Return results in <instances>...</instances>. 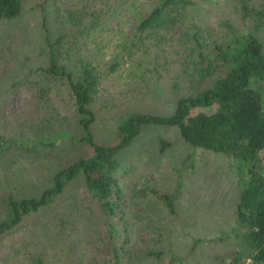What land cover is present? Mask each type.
Returning a JSON list of instances; mask_svg holds the SVG:
<instances>
[{
	"label": "rangeland",
	"instance_id": "obj_1",
	"mask_svg": "<svg viewBox=\"0 0 264 264\" xmlns=\"http://www.w3.org/2000/svg\"><path fill=\"white\" fill-rule=\"evenodd\" d=\"M160 1L23 0L22 15L0 24V222L10 214L9 198L41 197L58 172L94 153L76 140L83 133L67 82L41 72L49 64L47 26L51 41L78 38L82 51L74 60L96 67L91 132L100 146L118 143L127 116L172 115L181 97L205 91L220 75L185 76L176 54L185 25L165 33L171 40L164 51L150 46L129 54L120 47ZM195 1L208 42L222 43L232 31L253 34L264 51V0ZM91 25L93 33L78 36ZM117 162L123 190L117 217L105 214L82 178L74 180L52 207L0 237V264H33L34 257L44 264H220L237 250L243 185L236 159L190 145L178 128L150 126ZM161 196L174 199L175 215Z\"/></svg>",
	"mask_w": 264,
	"mask_h": 264
},
{
	"label": "trees",
	"instance_id": "obj_2",
	"mask_svg": "<svg viewBox=\"0 0 264 264\" xmlns=\"http://www.w3.org/2000/svg\"><path fill=\"white\" fill-rule=\"evenodd\" d=\"M198 9L195 0H161L149 16L140 20L133 38L120 47L129 54L139 49L148 50L150 46L164 51L165 44L171 40L165 33L178 25H185L189 29L182 39L183 48L176 52L183 58L185 76L205 77L214 72L220 75L205 91L181 97L172 115L127 116L118 128V143L109 147L98 145L91 132L95 121L91 104L99 85L96 67L81 56L74 60L73 53L82 51L81 46L76 47L78 38L67 41L65 36H59L51 41L47 26L49 64L41 72L46 77L67 82L83 133L76 140L90 146L94 153L58 172L53 185L41 197L24 200L9 198L7 205L10 217L0 222V237L20 227L28 217L52 207L66 186L79 178L84 180L87 190L99 200L105 214L117 217L120 204L123 203V190L117 177L120 166L118 154L130 146L147 127H175L190 145L225 154L241 164L239 176L243 188L237 210L240 242L237 243V250L221 257L220 264H264L263 44L253 34L239 35L233 31L228 34L229 37L225 35L222 43L208 42L206 29L197 20L200 16ZM23 11V0H0V24L17 19ZM260 15L264 19V12ZM224 26L230 28L228 23H224ZM94 30L96 26L91 25L79 29L77 34L84 37L87 31L93 33ZM73 63L76 72H73ZM119 67V63L110 66L113 71ZM10 144L22 145L21 141ZM163 144L166 145L165 151L167 144ZM3 145L7 147L6 142ZM161 198L169 213L175 215L174 199L170 196ZM32 261L33 264H44L40 257H34Z\"/></svg>",
	"mask_w": 264,
	"mask_h": 264
}]
</instances>
